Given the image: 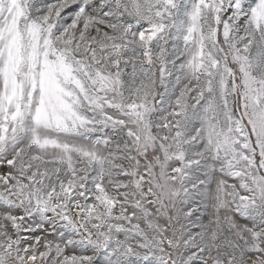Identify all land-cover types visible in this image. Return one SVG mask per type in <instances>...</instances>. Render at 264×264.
<instances>
[{
	"label": "snow or ice",
	"instance_id": "snow-or-ice-1",
	"mask_svg": "<svg viewBox=\"0 0 264 264\" xmlns=\"http://www.w3.org/2000/svg\"><path fill=\"white\" fill-rule=\"evenodd\" d=\"M0 264H264V0H0Z\"/></svg>",
	"mask_w": 264,
	"mask_h": 264
}]
</instances>
